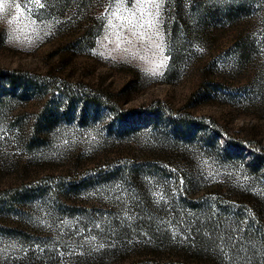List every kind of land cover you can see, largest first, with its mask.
<instances>
[{"label": "rangeland", "instance_id": "obj_1", "mask_svg": "<svg viewBox=\"0 0 264 264\" xmlns=\"http://www.w3.org/2000/svg\"><path fill=\"white\" fill-rule=\"evenodd\" d=\"M155 2L0 0V264H264V0Z\"/></svg>", "mask_w": 264, "mask_h": 264}, {"label": "trees", "instance_id": "obj_2", "mask_svg": "<svg viewBox=\"0 0 264 264\" xmlns=\"http://www.w3.org/2000/svg\"><path fill=\"white\" fill-rule=\"evenodd\" d=\"M8 77H7V79H6V87H8V88H10V89H12L13 91H16L17 89H19V88H24L25 89V81L24 82H22V81H20V77H18L17 75H15V74H9V75H7ZM151 112V111H150ZM120 118V122L121 123H124V122H138V120H141V119H143V117H142V114L141 113H139L138 115H137V117H135V118H131V119H129L128 120V118H127V116H123L122 118L121 117H119ZM175 121H177V120H175ZM178 122V121H177ZM256 159L255 160H259V159H261V158H263V156H261V155H258V156H256L255 157Z\"/></svg>", "mask_w": 264, "mask_h": 264}, {"label": "snow or ice", "instance_id": "obj_3", "mask_svg": "<svg viewBox=\"0 0 264 264\" xmlns=\"http://www.w3.org/2000/svg\"><path fill=\"white\" fill-rule=\"evenodd\" d=\"M143 3L149 4V5H153V4L155 5V12L148 11L147 12L148 16H150V17L153 16V15L158 16V14H159V4H156L155 0H143ZM137 4H140L141 7H143V4H141V0H137ZM4 10H5V5L3 3H0V12H3ZM141 15L143 16V13ZM140 26L144 27L143 24H141ZM147 26L149 28H152L154 26L153 21L152 20L147 21Z\"/></svg>", "mask_w": 264, "mask_h": 264}]
</instances>
